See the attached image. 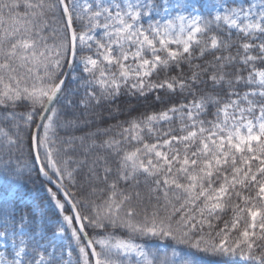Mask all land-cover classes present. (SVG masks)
<instances>
[{"label":"snow or ice","instance_id":"6c2138e0","mask_svg":"<svg viewBox=\"0 0 264 264\" xmlns=\"http://www.w3.org/2000/svg\"><path fill=\"white\" fill-rule=\"evenodd\" d=\"M71 83L79 107L128 117L98 129H118L100 203L54 155ZM0 120V264H60L69 230L77 264H264V0H0Z\"/></svg>","mask_w":264,"mask_h":264},{"label":"trees","instance_id":"16d2710c","mask_svg":"<svg viewBox=\"0 0 264 264\" xmlns=\"http://www.w3.org/2000/svg\"><path fill=\"white\" fill-rule=\"evenodd\" d=\"M77 73L78 76L83 75L81 71H77ZM69 80H71V78ZM71 93H75V95H72ZM82 95L83 89L78 90L76 83H71L69 84L68 89H66V96L72 101L71 105H68L64 98L61 99L58 105L60 108V118L57 120L55 147L59 149V151L58 153H54V155H57V158L61 160V162L63 160H67L69 169L74 170L77 186L73 189V191L76 192L77 197L88 198L90 200L95 199L97 203H100L101 200L99 198L102 193L99 192V189H105V193L107 192V185L102 179L105 160L113 169L112 176L109 177V180H111L115 176L117 159L110 149L101 147L100 145L108 137L117 136L118 129L113 128L111 132L106 134L102 131L98 132V129H107L110 126L117 124L118 120L123 121L128 117L119 116L118 119L111 117L109 115L110 109L104 102H102L99 106L93 105L89 109L81 108L79 107L78 102ZM120 106L122 108L124 107L122 103ZM153 107L158 110L160 106L152 105L151 103L140 104L137 106L136 111H134L132 115H139L140 112L149 110ZM17 111H25V109L21 108ZM70 118H75L78 123L75 126H61ZM0 127H5L9 132L15 131V129L12 128L11 123L3 120H0ZM21 131L22 134H27V130L22 128ZM13 155L14 158L18 159L21 164L27 162L28 159L30 160L27 147L22 150V153L13 150ZM90 168H94L96 174L101 177V179H87V177L91 175L89 172ZM25 180L27 181V177H25ZM65 183H67V181H65ZM43 185L47 186L40 176L33 173L31 182L25 183V189L39 188ZM120 187L123 188L124 185L121 184ZM93 188L98 190L95 194L92 193ZM139 190L141 192L146 191L143 181L139 186ZM49 212L53 215L54 219L57 217V215L54 214V210H50ZM66 213L70 214L68 209H66ZM51 231L52 228H49L48 233ZM87 231L90 235L94 233L91 228H88ZM108 231L113 232L116 236H126V233L122 229H109Z\"/></svg>","mask_w":264,"mask_h":264},{"label":"rangeland","instance_id":"374dc122","mask_svg":"<svg viewBox=\"0 0 264 264\" xmlns=\"http://www.w3.org/2000/svg\"><path fill=\"white\" fill-rule=\"evenodd\" d=\"M77 71L82 72V69L80 66L75 67V74L78 76ZM28 161H29V159H28ZM39 190H42V189H39ZM33 193L34 194L31 193V195L34 199H36L37 197L40 196V194L37 193V191H35ZM44 195L48 197L47 192H44ZM49 199L50 198L48 197V199H47L48 202H49ZM48 202H46L45 204L48 205ZM52 204L54 206V211H56V214L59 215V212L56 209L54 203H52ZM60 220H61V217L58 221H60ZM95 234L96 233H93V235H95ZM58 245H60V249L57 250L56 256H57V259L59 260L60 264H67L68 261H71V264H77V261L79 259V253H78V249L76 248L75 242L71 239L70 230L66 232L65 238H62L61 240L58 241L57 246ZM69 252H71V256L68 255Z\"/></svg>","mask_w":264,"mask_h":264},{"label":"water","instance_id":"95a60500","mask_svg":"<svg viewBox=\"0 0 264 264\" xmlns=\"http://www.w3.org/2000/svg\"><path fill=\"white\" fill-rule=\"evenodd\" d=\"M69 71V70H68ZM70 207V206H69Z\"/></svg>","mask_w":264,"mask_h":264}]
</instances>
